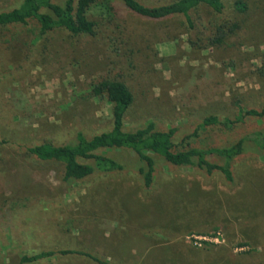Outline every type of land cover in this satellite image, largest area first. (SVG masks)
Returning <instances> with one entry per match:
<instances>
[{
	"label": "rangeland",
	"instance_id": "1",
	"mask_svg": "<svg viewBox=\"0 0 264 264\" xmlns=\"http://www.w3.org/2000/svg\"><path fill=\"white\" fill-rule=\"evenodd\" d=\"M223 1L222 14L206 5L193 11L195 29L184 16L144 18L108 0L113 13L98 5L88 14L97 36L64 29L43 36L35 21L0 30V264L49 251L57 255L27 264H98L60 251L118 264H241L240 253H264V151L253 143L233 163L234 183L220 172L176 167L152 154L149 189L130 150L102 151L125 169L83 180H66L62 164L28 152L47 143L74 145L79 132L92 138L111 130L113 106L93 94L108 79L123 82L134 96L127 131L149 122L160 131L176 129L179 148L208 117L235 121L239 105L263 110L264 0ZM22 2L0 0V14ZM223 23L238 29L213 46L209 40ZM255 131L264 132V118L200 129L188 148L234 146ZM219 232L224 244H194L193 236ZM239 243L250 246L239 249Z\"/></svg>",
	"mask_w": 264,
	"mask_h": 264
},
{
	"label": "trees",
	"instance_id": "2",
	"mask_svg": "<svg viewBox=\"0 0 264 264\" xmlns=\"http://www.w3.org/2000/svg\"><path fill=\"white\" fill-rule=\"evenodd\" d=\"M134 14L149 19H165L173 16H184L189 27L195 29L192 12L203 5L208 6L216 14H222L225 10L223 0H175L163 6H149L140 0H120ZM104 5L110 12H114V6L108 0H65L63 4L53 0H23L22 4L13 10L0 14V30L13 26H26L35 21L40 27L41 35L45 36L55 30L64 29L74 36H97V24L90 20L89 12L94 6ZM236 8L241 12L247 10L242 1L236 2ZM238 29V25L223 23L216 28L211 45H222ZM94 96L107 99L112 108V128L109 131L87 138L82 132L77 134L74 145L55 146L42 144L31 147L28 152L44 162H58L66 170V180H83L92 176L97 171L113 173L123 171L125 167L115 158L102 154V151L130 150L135 153L142 167L140 173L143 176L146 188H151L155 181L156 160L152 154L159 156L164 162L176 167L198 168L208 174L220 172L230 183L235 182L233 163L247 151V143H253L255 148L264 151V132L255 131L244 137L237 145L210 148L200 150L190 147V140L199 136L198 130L207 127L223 125L228 129L243 123L246 117L264 118V109L245 111L239 105V115L235 121L228 118L221 120L217 116L206 118L199 129L188 136L181 143V148L175 142L176 129L170 131L157 130L154 122H149L145 127L129 132L125 128V118L134 103V96L129 88L121 81L108 79L99 82L93 91ZM209 156H216L223 160L222 164L211 163ZM91 162V163H90ZM210 235L214 233H208ZM248 243H239L238 248L249 247ZM253 249L244 254L241 264H264V253L258 258L252 254ZM59 254H78L85 256L98 264H118L101 260L90 253L78 251H60ZM57 252L49 251L24 256L22 264L37 263L44 259H50Z\"/></svg>",
	"mask_w": 264,
	"mask_h": 264
},
{
	"label": "built area",
	"instance_id": "3",
	"mask_svg": "<svg viewBox=\"0 0 264 264\" xmlns=\"http://www.w3.org/2000/svg\"><path fill=\"white\" fill-rule=\"evenodd\" d=\"M193 241L196 246H202L203 243H214V244H224L225 240L221 232L217 233L215 236H193Z\"/></svg>",
	"mask_w": 264,
	"mask_h": 264
}]
</instances>
